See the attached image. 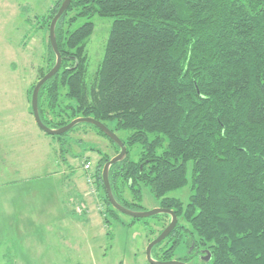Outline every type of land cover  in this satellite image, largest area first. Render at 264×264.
Instances as JSON below:
<instances>
[{
    "label": "trees",
    "instance_id": "obj_1",
    "mask_svg": "<svg viewBox=\"0 0 264 264\" xmlns=\"http://www.w3.org/2000/svg\"><path fill=\"white\" fill-rule=\"evenodd\" d=\"M62 2L43 16L47 27ZM95 15L112 23L102 61L88 79L86 43L94 26H71ZM55 39L61 65L39 89L40 119L58 129L90 117L114 133L128 132L120 139L125 157L108 169L113 197L138 211L134 201L148 188L158 208L177 217L168 237L152 248L153 259L264 264V0H72L56 22ZM55 62L48 42L38 80ZM84 124L118 154L108 136ZM78 125L49 136L60 139ZM136 145L138 158L131 160ZM111 158L102 154L93 175L106 224L119 213L101 178ZM186 186V201L166 196ZM166 217L170 222L167 214L148 218L160 226L150 227L148 243L167 226ZM139 220L149 225L147 218L131 223Z\"/></svg>",
    "mask_w": 264,
    "mask_h": 264
},
{
    "label": "rangeland",
    "instance_id": "obj_2",
    "mask_svg": "<svg viewBox=\"0 0 264 264\" xmlns=\"http://www.w3.org/2000/svg\"><path fill=\"white\" fill-rule=\"evenodd\" d=\"M56 1L0 0V219L3 220L1 231L5 230V226L10 222L7 220L8 213H2L6 211L5 205L11 204L13 209L24 210L31 216L40 214L50 217L60 210L57 206L61 205L64 208V204L74 200L77 202L75 213L83 214L89 204L95 216L102 220L105 231L103 236L96 233L99 231L97 228L90 230L95 236L90 243L94 246L96 264H148L145 250L148 240L152 239L149 229L150 227L154 230L160 229L153 219L147 218L149 225L146 226L144 220L131 223V217L118 213L116 217L108 216V224L104 223L106 205L103 193L93 175L95 164L102 154L111 157L115 155L114 148L107 139L84 123L60 139L52 138L39 130L40 134L47 136L48 141L53 140L51 146L41 140H35L32 134L27 137L24 133L22 135L18 134L20 132L17 135L13 133L12 125L17 122L28 120L35 126L29 90L37 83L38 69L45 66L47 55L49 26L42 22V18ZM86 21L92 22L94 26L86 43L89 79L102 61L112 20L97 15L89 19L79 18L71 29L79 27ZM47 118L52 120L53 116L48 114ZM112 126L111 123L109 127ZM18 129H22L21 125L14 127V130ZM115 134L119 139L125 140L128 132L118 131ZM62 143L64 151L60 152L59 147ZM17 147L22 148L21 152L15 151ZM139 151L140 146L133 147L129 158L136 160ZM87 161L91 162V168L84 170V163ZM75 194L79 196L77 199L74 198ZM188 194L189 187L186 186L171 191L166 196L186 201ZM124 196L127 200H132L127 192ZM80 200L84 201L85 205H80ZM134 202L137 205L135 207L138 209L137 212L158 207L148 188L142 189L140 202ZM77 219L83 220L81 217ZM163 220L168 225L169 218ZM6 246L14 250L20 245L13 243L12 240H6L0 251ZM183 252V247L176 250L178 256ZM206 256L209 260V253Z\"/></svg>",
    "mask_w": 264,
    "mask_h": 264
},
{
    "label": "crops",
    "instance_id": "obj_3",
    "mask_svg": "<svg viewBox=\"0 0 264 264\" xmlns=\"http://www.w3.org/2000/svg\"><path fill=\"white\" fill-rule=\"evenodd\" d=\"M17 124L22 128L18 129L19 131L14 130V127L18 126ZM17 124L12 125L15 135L18 132H20L19 135L24 133L27 137L32 134L35 140H41L48 143L47 145L51 146L54 143L53 140L48 141L47 136H44V134H48L40 130L35 121V126H32L28 120L17 122ZM39 130L44 134H40ZM22 145L23 142L21 147ZM21 147L15 148V151L21 152ZM78 197V194H75L74 198ZM75 203L77 202L70 200L68 204H64V208L61 205L57 206L60 210L54 212V215L50 217L40 214L31 216L24 210L13 209L11 204L5 205L6 211L2 213L13 216L7 214V220L10 221L9 225L5 226L7 230L1 231L0 228V247L6 244V240H12L13 243H18L20 246L14 250L6 246L3 251H0V264H96L97 260L93 255L94 246L90 243V240L92 242L95 236L90 230L97 228L99 231L96 233L103 236L105 231L102 220L95 216L89 204H87L86 211L78 215L74 211L77 207ZM80 205H85V202L80 200ZM17 207L19 206L17 205ZM77 217H81L83 220H79ZM2 222L3 220L0 219V226Z\"/></svg>",
    "mask_w": 264,
    "mask_h": 264
},
{
    "label": "water",
    "instance_id": "obj_4",
    "mask_svg": "<svg viewBox=\"0 0 264 264\" xmlns=\"http://www.w3.org/2000/svg\"><path fill=\"white\" fill-rule=\"evenodd\" d=\"M72 0H63L61 3L57 13L54 15L52 18L50 24H49V43L51 45V48L53 52L56 55V62L53 66V68L48 71L41 79L37 81L35 84L32 94H31V110H32V116L35 121V124L38 126L40 130L45 132L48 135L51 136H60L63 135L64 133L68 132L70 129H72L75 125L81 124V123H87L95 126L98 130L103 132L106 136H108L118 147H119V152L116 154L114 157H112L108 162H106L102 168V173H101V178H102V183L105 189V193L107 196V199L112 206L113 209H115L117 212L124 214L126 216H129L133 219H143V218H149L151 216H155L158 214H167L171 217V220L169 224L163 229V231L155 237L152 241H150L146 247L145 250V256L148 264H185L180 261L176 260H171V261H158L154 260L151 256V250L152 248L162 242L168 235L172 232V230L175 228L177 224V217L174 214L173 211L169 209H164V208H154L149 211H142V212H137V211H132L130 209L125 208L121 204H119L115 198L113 197V194L111 192L109 180H108V169L111 165H114L117 162H120L126 155V148L123 144V142L116 136L114 132H112L107 126L104 124L100 123L99 121L94 120L93 118L90 117H79L75 118L72 121H70L67 125L60 127L58 129H51L47 127L45 124L40 119L39 112H38V104H37V99H38V92L40 87L48 81L51 77H53L57 71L60 69L61 65V55L58 52L57 48V43L55 39V25L57 20L61 17V15L67 10L69 7L70 3ZM208 258H206L207 260Z\"/></svg>",
    "mask_w": 264,
    "mask_h": 264
},
{
    "label": "built area",
    "instance_id": "obj_5",
    "mask_svg": "<svg viewBox=\"0 0 264 264\" xmlns=\"http://www.w3.org/2000/svg\"><path fill=\"white\" fill-rule=\"evenodd\" d=\"M90 168H91V162L84 163V170H89Z\"/></svg>",
    "mask_w": 264,
    "mask_h": 264
},
{
    "label": "flooded vegetation",
    "instance_id": "obj_6",
    "mask_svg": "<svg viewBox=\"0 0 264 264\" xmlns=\"http://www.w3.org/2000/svg\"><path fill=\"white\" fill-rule=\"evenodd\" d=\"M170 220H171V217H170ZM168 224H169V222H168Z\"/></svg>",
    "mask_w": 264,
    "mask_h": 264
}]
</instances>
